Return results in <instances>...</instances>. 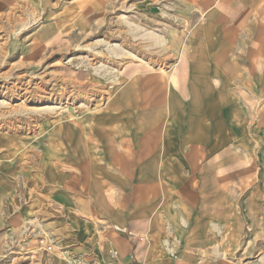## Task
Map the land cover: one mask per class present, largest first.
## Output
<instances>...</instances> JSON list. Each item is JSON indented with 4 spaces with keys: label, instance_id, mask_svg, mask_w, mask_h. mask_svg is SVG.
<instances>
[{
    "label": "rangeland",
    "instance_id": "374dc122",
    "mask_svg": "<svg viewBox=\"0 0 264 264\" xmlns=\"http://www.w3.org/2000/svg\"><path fill=\"white\" fill-rule=\"evenodd\" d=\"M202 3L0 0V264H67L62 250L70 258L114 263L110 252L118 248L98 228L86 244L68 238L70 225L64 221L75 213L69 206L82 198L98 204L100 158L116 148L121 161L133 162L132 183L140 182L137 148L148 145L141 137L153 117L162 134L167 76L179 87L177 77L195 74V50L201 57L207 40L212 43V33L202 29V13L213 5ZM180 33L187 44L176 42ZM162 41L170 48L168 66L141 62L157 64ZM127 69L130 74L120 80V70L124 74ZM99 95L104 96L101 103ZM51 105L60 109L40 110ZM46 150L48 162L42 159ZM250 168L249 178L204 182L220 195L196 196L193 204L211 208V199L218 198L220 210L209 213V220L205 213L202 223L208 227L186 229L190 243L181 245L173 235L167 243V227L157 244L150 241L149 229L136 234L116 230L130 241L123 261L132 256L130 264H264V232L251 227L264 220V171L254 159ZM189 183L197 193L196 181ZM230 189L236 194L223 195ZM125 197V209H131L129 195L121 192L119 201ZM157 206H147L150 219ZM77 214L100 223L95 213ZM54 219L63 227H54Z\"/></svg>",
    "mask_w": 264,
    "mask_h": 264
},
{
    "label": "crops",
    "instance_id": "0c3cea01",
    "mask_svg": "<svg viewBox=\"0 0 264 264\" xmlns=\"http://www.w3.org/2000/svg\"><path fill=\"white\" fill-rule=\"evenodd\" d=\"M206 3L213 7L202 13V29L212 33V43L207 40L201 57L195 50L191 65L195 74L177 77L179 87H173L167 76V120L162 134L153 117L152 123L144 128L149 131L141 137L148 145L140 144L137 148V179L144 182L132 183L133 162L121 161L118 148L110 157L102 153L98 204L92 206L88 199H79L76 205L69 206L75 213H70L69 221L67 218L63 222L70 225L68 238L77 243L86 244L98 228L102 237L110 239L118 248L114 250L118 256L113 264H130L132 259L130 256L123 261L130 241L116 230L129 229L136 234L148 233L149 229L153 238L150 241L157 244L162 229L167 227V243L173 236L181 245L190 243L186 229L201 224L208 227L202 223L205 213L209 220L213 212L218 215L220 210L218 198L211 199L214 203L211 208L203 203L193 204L196 196L220 195L219 191H208L205 181L249 178L253 159L264 171V0H203L202 4ZM8 11L5 14L10 15ZM175 37L176 42L187 44L185 34ZM162 42L165 45L155 61L157 64L148 60L141 62L158 69L168 66L170 48L166 41ZM129 74L128 69L124 74L120 70V80ZM188 84L190 91L186 90ZM98 98L99 103L104 100L103 95ZM115 120L117 133L118 118ZM160 141L162 147H157ZM47 152L42 156L45 162L50 158ZM190 180L196 181L197 193L192 190ZM121 192L123 196H130L131 209H125L123 203L129 197L119 201ZM224 194L234 195L236 190L230 189ZM152 204L160 206L150 219L152 209L147 206ZM77 213H95L100 223L85 221ZM51 224L63 227L58 219ZM258 226L264 232V220L251 224L254 229ZM135 238L133 235L131 241ZM146 258L153 257L149 254Z\"/></svg>",
    "mask_w": 264,
    "mask_h": 264
},
{
    "label": "built area",
    "instance_id": "2783aa9c",
    "mask_svg": "<svg viewBox=\"0 0 264 264\" xmlns=\"http://www.w3.org/2000/svg\"><path fill=\"white\" fill-rule=\"evenodd\" d=\"M61 257L68 259L67 264H113L107 261L98 259L97 257H88V258H70L68 252L62 250L60 253ZM118 256L117 251H111L110 257L116 259Z\"/></svg>",
    "mask_w": 264,
    "mask_h": 264
},
{
    "label": "bare ground",
    "instance_id": "6f19581e",
    "mask_svg": "<svg viewBox=\"0 0 264 264\" xmlns=\"http://www.w3.org/2000/svg\"><path fill=\"white\" fill-rule=\"evenodd\" d=\"M57 109H60V105L44 106L43 108H40L41 111H52V110H57Z\"/></svg>",
    "mask_w": 264,
    "mask_h": 264
}]
</instances>
